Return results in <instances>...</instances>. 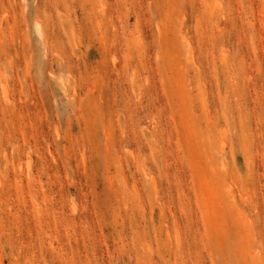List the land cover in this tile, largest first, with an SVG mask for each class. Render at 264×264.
<instances>
[{"label":"rangeland","instance_id":"374dc122","mask_svg":"<svg viewBox=\"0 0 264 264\" xmlns=\"http://www.w3.org/2000/svg\"><path fill=\"white\" fill-rule=\"evenodd\" d=\"M0 264H264V0H0Z\"/></svg>","mask_w":264,"mask_h":264},{"label":"bare ground","instance_id":"6f19581e","mask_svg":"<svg viewBox=\"0 0 264 264\" xmlns=\"http://www.w3.org/2000/svg\"><path fill=\"white\" fill-rule=\"evenodd\" d=\"M39 30V29H38ZM40 31V30H39ZM36 32H38V31H36ZM39 33V32H38ZM41 33V32H40ZM39 35H41V34H39Z\"/></svg>","mask_w":264,"mask_h":264}]
</instances>
